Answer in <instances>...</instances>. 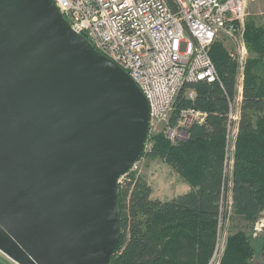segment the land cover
<instances>
[{"label":"water","instance_id":"1","mask_svg":"<svg viewBox=\"0 0 264 264\" xmlns=\"http://www.w3.org/2000/svg\"><path fill=\"white\" fill-rule=\"evenodd\" d=\"M147 100L53 0H0V252L110 264L119 178L144 151Z\"/></svg>","mask_w":264,"mask_h":264},{"label":"trees","instance_id":"2","mask_svg":"<svg viewBox=\"0 0 264 264\" xmlns=\"http://www.w3.org/2000/svg\"><path fill=\"white\" fill-rule=\"evenodd\" d=\"M243 37L249 55L231 174L225 162L226 122L236 93V62L214 41L209 54L219 82H185L171 116L174 120L181 108L191 106L206 112L205 122L192 125L188 138L176 144L157 134L141 153L160 158L190 189L167 200L151 199L144 175H124L118 190L120 238L110 264H207L228 197L231 213L240 219L254 222L264 211V25L247 16ZM187 90L194 92L192 99ZM255 239L243 231L227 236L219 264H253Z\"/></svg>","mask_w":264,"mask_h":264},{"label":"built area","instance_id":"3","mask_svg":"<svg viewBox=\"0 0 264 264\" xmlns=\"http://www.w3.org/2000/svg\"><path fill=\"white\" fill-rule=\"evenodd\" d=\"M53 2L71 29L124 69L144 94L149 110L144 149L150 143L151 132L161 127L164 138L176 144L188 138L192 125L205 122L206 112L191 106L181 108L171 120L175 97L185 82H219L210 46L219 36L238 38V54H231L236 62V93L229 102L226 122V166L232 162L228 153L237 133L248 56L243 37L248 0ZM186 96L192 99L194 92L187 90ZM142 156L129 171H140L138 161Z\"/></svg>","mask_w":264,"mask_h":264},{"label":"rangeland","instance_id":"4","mask_svg":"<svg viewBox=\"0 0 264 264\" xmlns=\"http://www.w3.org/2000/svg\"><path fill=\"white\" fill-rule=\"evenodd\" d=\"M247 13H248L247 16H252L255 19L256 23L264 25V0H248ZM216 41H220L222 43V45L226 49L230 58H232L231 54L233 55L238 54L237 50H238V46H240V41L238 40V38L236 40H232L224 36H219L218 39H216ZM244 43H245V39H244ZM262 74L264 76V71L262 72ZM163 130H164V127H161L159 131L158 130L152 131L149 136L153 137L157 134L163 135ZM149 142L150 143L147 144V147H145L144 149L145 151H148L151 147V144H152L151 138ZM234 149L235 148H234V143H233V149H230V152L228 153L229 158H232ZM142 157H143L142 158L143 166L141 168V171L139 172L140 174L146 176L145 175L146 172L151 170L147 168V166L149 164L148 160L152 156L143 155ZM226 169L228 171V174H231L232 162L228 164ZM135 171L137 172V170H134V172ZM154 171L157 172V169L154 168ZM158 173L159 174H156V176L163 178V182H159L160 187H163V188L167 187L168 189L172 190L173 184H174L171 180L173 177L172 173L168 174L167 171L163 172L162 170L158 171ZM165 177L167 178L164 181ZM223 208H226L227 215H226V218H225V215L223 216V218L221 217L219 221V233H218V237L216 241L215 250L207 264H219L227 236L237 231H243L247 236L250 235L252 239L256 238L255 239L257 240L256 250H255V253L252 255L251 262H253V264H264V211L260 213V215L255 219L254 222H248L246 220L240 219V217H237L231 213L229 197L227 198V201L224 203ZM261 239H262V242H261ZM0 264H14V263L11 260H8L0 252Z\"/></svg>","mask_w":264,"mask_h":264},{"label":"crops","instance_id":"5","mask_svg":"<svg viewBox=\"0 0 264 264\" xmlns=\"http://www.w3.org/2000/svg\"><path fill=\"white\" fill-rule=\"evenodd\" d=\"M142 158L143 157H141L140 160L138 161L140 171L143 166ZM148 161L149 164L147 168L151 170L146 172L145 174L146 176L144 177L151 188V192H150L151 199L167 200L175 195L189 191L190 189L189 185L175 171H173L169 165H167L160 158L151 157ZM154 168L157 169V172L154 171ZM160 170H162L163 172L167 171L168 174L172 173L173 177L171 180L174 183L172 190L168 189L167 187L166 188L160 187L159 182H163V178L156 176V174H159L158 171ZM166 178L167 177H165L164 181L166 180Z\"/></svg>","mask_w":264,"mask_h":264}]
</instances>
